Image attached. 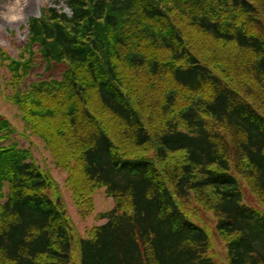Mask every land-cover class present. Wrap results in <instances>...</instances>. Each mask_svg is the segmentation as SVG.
Wrapping results in <instances>:
<instances>
[{"label": "trees", "instance_id": "16d2710c", "mask_svg": "<svg viewBox=\"0 0 264 264\" xmlns=\"http://www.w3.org/2000/svg\"><path fill=\"white\" fill-rule=\"evenodd\" d=\"M66 3L29 19L20 57L1 54L5 82L77 201L105 188L116 207L77 240L47 193L58 183L4 144L13 129L0 115V264H217L181 207L193 193L218 218L228 264H264V211L243 202L236 175L264 199V0ZM36 52L65 69L21 90ZM127 143L164 168L124 156Z\"/></svg>", "mask_w": 264, "mask_h": 264}, {"label": "rangeland", "instance_id": "374dc122", "mask_svg": "<svg viewBox=\"0 0 264 264\" xmlns=\"http://www.w3.org/2000/svg\"><path fill=\"white\" fill-rule=\"evenodd\" d=\"M66 2L67 0H21L19 7L23 19L16 22H8L0 18V115L3 119L10 122L13 129V133L4 140V144H14L28 151L32 160L42 170L51 174L58 183L57 190H48L47 193L54 199L60 197L65 204L66 213L70 216L76 228V239L78 240L79 237L90 238L94 228L106 223V220L101 217L116 207V201L113 197L107 195L105 188L95 190L91 196L93 199L92 206L83 207L82 202L77 201L74 192L68 184L70 170L56 163L53 155L45 146L44 140L35 135L30 126L24 121L20 107L9 97L13 94L14 86L12 84L6 85L5 81L11 79L7 78L10 77V74L1 65V54L3 52L8 53L13 58H18L23 48L28 44L30 36L29 19L41 17L44 8L47 7H55L70 13ZM9 3H14V0H0V13L7 11L5 5ZM36 49L35 47V51ZM35 62L34 68L28 77L18 84L21 90L37 81L60 78L65 69L63 64H52L49 68L48 64L42 61L38 52L35 55ZM121 148L124 151V156L130 157V159L147 158L154 161L160 169L164 168L163 163L161 164L157 161L156 153L152 148L148 150L137 149L128 143ZM180 157L182 155H179V160ZM232 172L235 173L233 170ZM236 175L243 193V202L260 211H264V199L251 191L250 184L246 182L247 180L242 175L237 173ZM181 207L189 219L207 231L209 235V255L217 264H228V240L220 236L217 231L218 218L215 212L205 201L199 199L195 193L192 194L187 202L183 201ZM73 249V261L76 262L78 254L80 255L78 242L75 243Z\"/></svg>", "mask_w": 264, "mask_h": 264}, {"label": "clouds", "instance_id": "9594fccd", "mask_svg": "<svg viewBox=\"0 0 264 264\" xmlns=\"http://www.w3.org/2000/svg\"><path fill=\"white\" fill-rule=\"evenodd\" d=\"M20 3L21 0H14V3H9L5 5L7 8L6 12L0 13V18H3L4 20L8 22H16L20 19H23L21 15V10H20Z\"/></svg>", "mask_w": 264, "mask_h": 264}]
</instances>
